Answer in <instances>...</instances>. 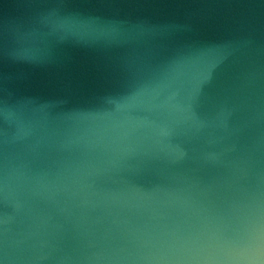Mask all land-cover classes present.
I'll return each mask as SVG.
<instances>
[{"label":"water","instance_id":"1","mask_svg":"<svg viewBox=\"0 0 264 264\" xmlns=\"http://www.w3.org/2000/svg\"><path fill=\"white\" fill-rule=\"evenodd\" d=\"M0 264H264V0H0Z\"/></svg>","mask_w":264,"mask_h":264}]
</instances>
